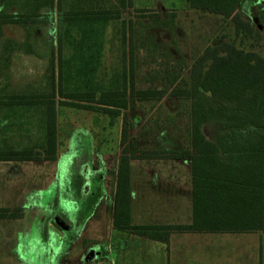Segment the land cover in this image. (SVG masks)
I'll list each match as a JSON object with an SVG mask.
<instances>
[{"label": "crops", "instance_id": "obj_1", "mask_svg": "<svg viewBox=\"0 0 264 264\" xmlns=\"http://www.w3.org/2000/svg\"><path fill=\"white\" fill-rule=\"evenodd\" d=\"M1 37L0 32V151L30 150L34 157L27 160L0 159V198L7 199L8 203L0 208H7L10 212L18 208L21 214L0 218V264H34L35 259L31 261L25 256L27 250L23 246L27 243H24L23 230L29 232L41 221L47 231L43 240L46 246L42 257L44 264H264L263 230H170L167 238L162 240L116 227L115 194L123 146L132 143L136 150L178 152L186 149L190 140L189 118L186 129L182 130L176 124L147 122L142 114L145 112L138 111L134 116L137 120L128 127L127 140L122 143L123 113L120 110L125 108H120L118 113L102 109L110 116L121 115L115 148L104 151L107 138H103V132L107 122L100 123L98 117L95 127L88 130L84 126H75L70 120H62L66 111L62 113L60 108L64 105L77 107L63 102L69 99H47L34 89V82L20 83L4 74L3 62L10 64L12 55L20 49L27 53H33L34 49L29 42L20 43L14 39L3 42ZM47 79L50 87L56 84L55 79ZM18 97L30 102H19ZM43 99L54 102L55 147L51 155L46 152L47 104L41 102ZM99 106L103 107L98 104L94 108ZM79 108L99 114L94 108ZM84 131L90 133L86 139L91 157L86 159L78 157L75 151L77 137ZM67 170L72 176L70 180L67 179ZM128 179L130 225L191 223L189 158L131 157ZM67 183L75 191L69 204L65 196ZM89 196L88 209L79 230L82 233L97 230V225H92L99 222L105 224L106 239L97 235L79 237V233L67 235L77 223L80 200ZM3 225H9L12 232L22 233L4 234ZM51 235L54 243L50 240ZM20 245L23 248L18 249ZM52 245L62 249L52 254Z\"/></svg>", "mask_w": 264, "mask_h": 264}, {"label": "rangeland", "instance_id": "obj_2", "mask_svg": "<svg viewBox=\"0 0 264 264\" xmlns=\"http://www.w3.org/2000/svg\"><path fill=\"white\" fill-rule=\"evenodd\" d=\"M262 4L264 0H241L234 11L260 32L259 44L254 46L258 52L262 51L264 42V21L259 17ZM96 9H117V12L103 19L69 18L73 11ZM0 17L1 20H15L0 22L3 42L10 39L20 43L29 42L34 49L33 53L20 49L12 55L10 64L5 65L3 62L4 74L18 79L20 83L34 82V89L42 93V97H62L67 100V93L92 92L97 100L102 91L122 89L123 68H126L128 75L130 62L133 65V94L137 89L166 90L161 99L137 98L135 94L132 95L128 78L127 106L120 110L123 113L122 129L126 132L136 122L134 116L138 111L145 112L142 114L146 116L147 122L176 124L182 130L186 129L191 99H176L169 91L173 87L189 86L192 58L203 46L219 42L222 33L230 39L234 36L232 21L194 10L190 8L188 0H123V3L121 0H0ZM253 41H247L246 46H250ZM47 78L55 79L56 84L50 87ZM20 88L23 86L20 85ZM206 100L208 104H215L210 98ZM64 107L60 108L62 113L66 111V117H62V120H70L75 126L90 130L97 124L95 121L98 117L100 123L107 122L103 132L107 143L103 144V148L109 152L114 150L121 115L105 114L101 106L94 108L99 114L79 107ZM202 131L210 138L208 125H204ZM87 134L90 133H80L75 146L77 156L83 159L91 157ZM126 145L130 148V143ZM71 177L67 170V179ZM74 192V188L67 183V204L72 201ZM89 198L80 200L79 213L75 219L77 223L67 235L79 233V237L97 235L106 239L105 224L98 222L92 225H97V230L86 233L79 230L88 209ZM6 204L7 199L0 198V206ZM19 210L12 209L11 212L19 214ZM248 222L253 220L223 216L212 223L240 225ZM9 227L2 226L4 234L12 232L13 229ZM27 231L23 230L24 243H27L23 246L27 250L25 256L31 261L35 259L34 264H44L42 257L46 246L43 240L47 237V231L43 229L42 221ZM13 233L16 235L22 231ZM51 236L50 240L54 243ZM23 247L20 245L18 249ZM60 249L62 247L52 245V254L59 253Z\"/></svg>", "mask_w": 264, "mask_h": 264}, {"label": "trees", "instance_id": "obj_3", "mask_svg": "<svg viewBox=\"0 0 264 264\" xmlns=\"http://www.w3.org/2000/svg\"><path fill=\"white\" fill-rule=\"evenodd\" d=\"M123 3V0H121ZM241 0H188L190 8L222 19H229L234 26L233 38L225 33L215 44H206L196 52L190 66L189 86L173 87L175 97L191 99L189 111V147L181 151L136 150L132 143L125 144L119 159L115 194L114 224L139 235L165 240L170 230H221L264 231V42L261 52L257 48L260 32L250 22L234 11ZM113 9L73 11L70 19L110 18ZM259 17L264 21V4L259 7ZM2 18V17H0ZM0 19V22H14ZM254 40L250 46L247 41ZM120 90H105L97 100L92 92L67 93L71 106L94 108L92 102L105 110L118 113L127 106L126 82L131 83L132 95L137 98H160L164 89H137L133 94V65L127 75L123 68ZM19 102H30L18 97ZM215 104H208L206 99ZM36 101V100H35ZM80 101L85 103H80ZM47 104L46 152L55 147L54 102ZM208 125L210 138L202 127ZM127 133H121L122 143ZM130 154V155H128ZM49 155V156H50ZM191 162L192 221L182 225H130L129 220V158H181ZM34 157L30 150L0 151V159L27 160ZM7 208H0V218L19 217ZM227 216L252 219L240 225L212 223Z\"/></svg>", "mask_w": 264, "mask_h": 264}, {"label": "water", "instance_id": "obj_4", "mask_svg": "<svg viewBox=\"0 0 264 264\" xmlns=\"http://www.w3.org/2000/svg\"><path fill=\"white\" fill-rule=\"evenodd\" d=\"M256 20V18H254V21Z\"/></svg>", "mask_w": 264, "mask_h": 264}]
</instances>
